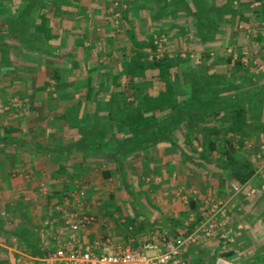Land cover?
<instances>
[{"label":"rangeland","instance_id":"374dc122","mask_svg":"<svg viewBox=\"0 0 264 264\" xmlns=\"http://www.w3.org/2000/svg\"><path fill=\"white\" fill-rule=\"evenodd\" d=\"M18 1L19 0H3L5 7L10 3L16 4ZM63 1L64 0H56V2H51L47 6L46 14L49 16L47 29L50 34H55V36H50L47 42L49 48H56L59 52L68 50L74 53L72 57H51L45 54H29V56H26L25 53L20 52L18 48L10 42H0V52L2 54L0 58V68L2 69L1 71L5 69L6 72V77H4L5 80H3V82L7 85L10 79L15 80L16 78L18 79L16 82L20 84V87L16 88V90H19L18 94L16 96L12 95L10 97V102H8V100L5 102V97L1 99L4 103H2L0 107L6 106V108L5 110L2 109V112L0 111V129L9 121L8 117H19L17 111L22 115L21 117L25 128H15L17 130L12 129V133L20 134L19 137L22 143V145H18L16 148V152L18 153L17 173L27 171L26 173L28 175L26 177L24 173H21L20 176L22 179L16 177V175L10 179L11 184L17 187L15 191H13L15 195L12 197V200H15V202H13L11 206L18 208H13L12 217L10 215V218L5 216L4 213L2 214L5 222L8 220L4 228L18 232L19 226L25 227V225H29L31 235L38 237L39 223L55 225L56 221H58V216L60 217L59 219H63L64 222V219H67L70 215L84 212L91 215L93 221L79 231L82 234H86L89 227H93L94 224H97L98 228L96 229L97 231L95 230L96 234L94 235L92 233L91 236H96L97 238H95V240L99 241V243H112L113 246L130 245L132 247H137L141 243L149 241L152 235L160 231L156 227L163 223L157 224V221L153 218L154 215H157L155 219H164L166 221H172L174 218H177L176 220L178 222L181 221L178 224L183 226L180 232L187 236L193 229L194 225H190H192L195 220H199L201 217L204 219L206 216H209V213L214 212L217 222L219 223L217 228H215L214 234L194 239V242L198 241L195 245L200 246L203 245L202 243L204 241L209 242L205 246L208 247L207 252L204 253L205 258L208 260H211L210 257L212 254L209 250L212 249H216L220 255L230 252L229 256L226 257L230 259L229 257H231L234 252L227 243L230 242L229 238L232 237L233 232L231 229L228 231H226V229H228L227 227L231 223L230 219L233 218L232 213L234 212L235 217L236 214L239 215L236 217L239 221H242V219L247 218L254 212H260L257 216H260L262 213L264 217V211H259L258 209L254 211V209L251 208L252 206H263L264 204V142L262 141L264 139V121L258 124L256 119H251L246 123L244 126L246 143L244 146H239L234 142L235 139L232 141L234 147L232 152L236 158V164H249L254 169L253 175H255L256 170V172L260 171V174L256 173V177L252 181H249V179L252 178L253 175L242 184L225 180L224 187L222 188L221 182L216 179V186L213 188L211 182L217 178L216 172H219L220 169L215 166L216 161L211 157L210 163L207 164L208 166H195L190 164L189 176L186 182L181 183L177 181V185L183 184L188 186L190 190L177 194L179 197L176 196L172 201H166V199H171L170 194L166 195L164 192L159 191L158 182H154V179H160L161 177V179L166 182V180H164L166 178L162 175H165L163 166L167 165L166 162L168 159L175 160L176 164L174 167L182 164L183 157L180 152L175 150L172 146L169 147L167 143L159 144L150 150L151 154L162 155L159 160H157V162H159L158 164H153V159H141L143 163L142 169L145 171L140 172L137 176L136 172H133L134 169H131L135 166L136 160L138 159L134 157L130 159V161L128 158L122 162L123 169L121 174L114 173L113 170L107 171L103 168L105 167L103 164L100 168L94 162H83L84 166L87 168L79 174H76V171L69 173L70 177L65 176L66 165L59 167L53 158L41 156L34 149L33 152L29 151L27 144L36 148L34 145L44 141H47L49 144H57L59 142L65 143L73 125L76 124L77 128H83L86 120L84 117H79L78 112L74 109L76 100L73 97L71 88L79 82V84L76 85L80 90L79 96H84L85 87L80 84L82 69L87 64H92L95 60L91 58L86 62L85 59H82L81 46H86L87 44L94 45L98 41H100L101 44L104 43V35L112 28L115 31V39L119 42L122 40L121 42L130 46L131 42L123 32L122 27L127 26L135 32V23H139L143 29L152 33L153 39H161L159 41L157 40L156 43L160 44L154 51L156 57L162 55V53H167L169 56L178 53L182 58L183 61H181V65L187 66L188 69L179 71L181 74H179L177 82L182 81V79H189L192 81L198 80L202 82L213 76L214 80L212 81H214V83H216V80H219L234 87L233 90H229L225 89L223 85L219 86L218 84L217 87L221 89V96L234 91L243 93L247 97L253 94L254 98H250L249 100V106H252L251 110L262 108L264 105V82L258 83L254 81V78L257 77L263 79L261 78L262 73L260 72H263L264 68H253L252 65H249V57L247 55L245 60L246 66H244L245 68L242 71L233 74L226 73L224 65L222 66V64L226 55L231 53V55L235 57L232 51L235 43L240 41L239 35H236L235 43H231V41L229 43L228 39L225 42L217 43L218 39L215 38L213 41L216 43L214 44L216 51H213L208 45L204 46L203 42H205V39L186 32L188 31L186 30L187 22L183 26L185 32L178 31V29L175 28L178 24L174 23L172 16H170V8H168L169 6L167 5H162L164 8V12H162L163 16L157 14L153 15L154 10L146 8L144 15L150 20H143L140 19V14L142 12H140L139 8L135 7L136 3L139 2L137 0H135L136 3L134 4L132 3L133 0H69L68 4H66V6L64 5L63 11L51 16L54 12L57 13L56 8H58L59 11L60 5L64 3ZM195 1V8L199 15H201V20L207 22L208 29L209 26L211 28L212 23L208 24V18H206L209 7L202 4L204 1ZM226 4L235 11L231 12L233 21L231 18L228 21L229 32L232 31L234 23L239 20L237 16H235L237 13L238 16H241L240 20L242 22L248 19L250 11H253V17L255 15L258 16V14L255 13L257 12L255 5L258 6V3L255 4L254 0H227ZM242 5H245V10H243L244 14L239 12L242 11ZM155 9H159V7L156 5ZM262 11L264 12V10ZM255 20H257V17ZM257 21L259 22V19ZM146 22H148L149 25H147ZM213 24L216 25L214 22ZM242 27L244 26L242 25ZM214 29L213 27L212 30ZM181 32H184V34H181ZM202 33L204 32L202 31ZM34 36L40 43L45 41L41 32ZM66 37H69V39L67 40ZM138 37L143 39V34ZM237 37L239 39H237ZM218 46L220 49H218ZM141 51L146 54L147 59L153 56L148 48H142ZM129 52L132 53L131 51ZM211 52H213V55L210 54ZM252 54L253 53H251V55ZM217 55H221V61L223 59V62H218L220 59L216 61L215 58ZM256 56L257 61L261 60L259 52ZM13 66L16 67V70L12 68ZM77 67H81L79 74L77 72L75 73ZM53 68L62 74L58 82L50 77ZM96 80L97 77L94 79V83H96ZM173 83L175 88H177V83ZM1 88V90L6 89L5 86H1ZM8 89H15V87H10ZM104 90H106L105 87ZM258 90H260V92L257 93L256 97L255 92ZM37 91L39 93H37ZM88 105L89 110L92 109V104L89 103ZM12 106H14V111L10 112L9 110ZM261 117L264 120L262 111ZM0 132L6 134L4 129ZM181 133L177 131L175 134V139L179 145H182L183 142V134ZM23 144H25V146L21 147ZM220 145L221 144L218 145V148H220ZM182 147L188 150L187 147ZM166 149H170V152ZM196 149L199 150V147L197 146ZM10 150H13V148H10L7 152ZM262 151L263 153H261ZM76 158L72 159V161L78 162L79 159ZM132 161L135 162L131 164ZM23 166H25L26 169L22 171L21 168ZM101 169L104 170L101 171ZM106 171L108 177L104 179L103 177ZM261 172L263 176H261ZM111 173L112 175H110ZM5 180L7 181V179ZM1 183L2 187L5 186L4 181ZM191 184L199 186L204 184L205 188H203V186L201 188L204 192H208V189H210L209 195L206 194L203 199L197 198V200L206 206H204L205 208H203V210L202 208L198 209V207H195L196 205L194 206L195 208L187 206L190 205L187 194L192 192V189H196L195 186H191ZM218 184H220V186ZM178 186L175 188H178ZM27 187L29 188L28 192L24 189H27ZM212 188L213 191L211 190ZM46 194L51 196L49 205H47L44 200ZM184 198L186 203L182 202ZM1 200H5L3 194L1 195ZM2 201H0L1 206ZM26 201L30 204V208L28 209L22 206ZM196 202L197 201H195V203ZM218 202L222 204V207L219 208V211H216L219 207ZM258 203H261V205H258ZM185 206H187L188 209L184 208ZM19 208H21V210H19ZM170 209L175 211V215L170 214L172 213ZM201 210L203 216L199 218ZM47 211H51V217H48L49 220H47V215L45 214ZM56 211H58V214ZM27 212L32 214L34 218L31 216L25 218L24 215ZM185 222L187 224H184ZM174 227L175 225H173V228ZM62 229L63 227L60 226L58 232L54 236L55 238L57 235H63L64 229ZM40 233H43V238L41 239L40 237L42 251L46 248L53 249L58 246V242L54 241V239H52V241L51 237L50 240L45 238L48 235L45 230H41ZM1 234L3 241H1L0 246H12L16 249L24 248L23 245H21L16 238L10 236V234L7 235L4 232H1ZM91 241L92 238L87 235L83 237V241L80 240L79 242L82 245H87L92 243ZM195 245H190L185 248L184 257H188L190 260L189 257L195 250ZM10 257L11 255L9 256L7 252L0 250V264H24L25 262L24 256ZM38 258L40 257L35 258V262L30 264H35ZM27 262L26 260V263ZM192 264L194 263L192 262Z\"/></svg>","mask_w":264,"mask_h":264},{"label":"trees","instance_id":"16d2710c","mask_svg":"<svg viewBox=\"0 0 264 264\" xmlns=\"http://www.w3.org/2000/svg\"><path fill=\"white\" fill-rule=\"evenodd\" d=\"M54 1L56 2L19 0L18 3H10L6 7L4 2H0L1 11L5 12L4 16L0 17V41L10 42L26 56L45 54L51 57H72L74 53L68 50L59 52L56 48L48 46V38L55 34H50L47 29L49 16L46 12L48 4ZM68 1L64 0L59 11L56 8L57 13L54 12L51 16L63 11ZM132 3L136 1L133 0ZM164 3L175 6L174 0L172 3L171 0H165ZM199 24L204 29L208 27L206 23L198 20L194 27L195 36L208 38L199 32ZM134 27L135 32L127 26L123 28L131 42L130 46L115 39L113 28L104 35V43L98 41L94 45L81 46L82 59L86 62L91 58L95 60L92 64L82 67L80 84L85 87L84 96H79L80 90L76 86L79 82L71 88L76 100L74 109L79 117L85 118L86 123L83 128H77L74 122L75 125L72 126L65 143H39L34 145L36 148L33 149L39 154L53 158L59 167L66 165L67 177H70L69 173L87 168L83 162H94L100 168L103 164L107 171L113 170L114 173L121 174L122 162L128 158L130 161L134 157L138 159L131 169L135 170L133 172H136L137 176L145 171L142 169L141 159H150V150L159 143H167L169 147L179 151L189 164L195 166H208L210 158L213 157L215 166L220 169L216 172V179L221 182L222 188L225 180L238 184L246 182L253 175L254 169L249 164H236L232 141L235 139L234 142L239 146H244L246 123L251 119H256L258 124L264 121L261 108L251 110L252 106H249L250 98H254L253 94L247 97L234 91L221 96L218 84L229 90L234 87L219 80L214 83L213 76L202 82L189 79L177 82L181 74L179 71L188 69L187 66L181 65L183 60L180 55L174 53L169 56L162 53L156 57L154 51L160 44L153 42L152 33L143 29L139 23H135ZM39 32L42 33L44 42H38L34 36ZM142 34L143 39H140L138 36ZM142 48H148L153 56L147 59L146 54L141 51ZM1 56L0 52V58ZM223 65L228 74L238 73L245 68L240 53L236 57H232L231 53L226 55ZM12 68L16 70V67ZM80 68L77 67L75 73L79 74ZM61 75L53 68L50 77L58 82ZM173 82L177 83V88ZM259 92L260 90L255 92L256 97ZM89 103L92 104L90 110ZM8 130L4 129V132L7 134ZM177 131L183 134L182 145L175 139ZM10 138L4 135L0 139L2 141ZM262 141L264 142V139ZM8 143V140L2 141L1 148L5 151L14 149L13 146H8ZM197 146L199 150L196 149ZM28 148H32L31 145ZM75 158L79 159L78 162L72 161ZM107 171L104 179L108 177ZM50 198V195L44 196L47 205ZM193 202L189 201L191 208L195 206ZM45 214L49 220L51 211ZM5 224L4 218L0 216V231L14 238L18 237V242L32 256H43L46 251L52 249L46 248L42 251L41 243L32 237L30 227L19 226L17 232L4 228ZM229 254L230 252L221 256L227 257Z\"/></svg>","mask_w":264,"mask_h":264},{"label":"crops","instance_id":"0c3cea01","mask_svg":"<svg viewBox=\"0 0 264 264\" xmlns=\"http://www.w3.org/2000/svg\"><path fill=\"white\" fill-rule=\"evenodd\" d=\"M137 1H139V2L135 5V7L139 8L140 12H142L140 14V19L150 20L149 18L147 19L146 16L144 15L146 8H149L150 10H154L153 15L157 14V15L163 16L162 12H164L163 11L164 8L162 5H166L164 3L165 0H162V1L137 0ZM172 1L173 0H171V3H172ZM179 1L180 0H174V2H175L174 7L167 4V6H169L168 8H170V11L172 12V13L170 12V16H172L174 23L178 24L177 26H175V28L178 29V31H184L185 32V28L183 26L187 22V24H186L187 29L186 30H188V31H186V32H188V34L190 33V34L194 35L195 34V28L194 27H196L195 26L196 22L199 20V22L204 23V24L206 23V25H207V22H203L201 20V15H199L197 9L195 8V3H196L195 0H181L182 2H179ZM201 1H204L202 4H205L206 6L209 7V8L207 7L208 13H206V16H207L206 18H208V24L212 23L211 28L209 26V29H208V27L206 26L208 31H207V29L200 27V24L197 26L198 30L200 29L199 32L201 34H204L205 37H208V38H205V42H203L204 46L208 45V47L211 48V50L213 49V51H216L215 45H214L216 43L213 41L215 38L218 39L217 43L225 42L227 39L229 40L228 41L229 43H230V41H231V43H235L234 41L236 39V35H239L240 41H237V43H235V45L233 46L232 52L235 54L234 56L236 57V55L238 53H240L242 55V63L244 66H246L245 60L247 58V55L249 57L248 58L249 59L248 64L252 65L251 62L253 61L254 58L255 59L257 58L256 54H258V52H259V56L261 57V60H258V63L260 64V67H262L261 69H263L264 68V25H263L264 24V12L262 10H264V0H254L255 4L258 3V6L255 5L256 6L255 8H257V12H255V13H257L258 16L255 15L253 17V11H250V14H248L249 15L248 19L244 20L242 22L240 20L241 16H238V13H237L235 16H237V19H239V20L236 21L237 25H236V23H234V25H233L234 28L232 27V31H230V32L228 29V26H229L228 21L230 20V18L233 21V18L231 16V12H235V11H233L231 9V7L228 6V4H226L227 0H201ZM0 2H3V0H0ZM156 5H157V7H159V9H155ZM244 6L245 5L241 6L242 11H239L240 13L244 12L243 11V10H245ZM1 9H2V7L0 6V17L4 16V14H5V12L2 13ZM240 15H242V14H240ZM164 17H165V15H164ZM256 17H257V20L259 19V22L257 20H255ZM244 18H245V15H244ZM213 22L216 25H214ZM146 24L149 25L148 22H146ZM242 25L244 27H242ZM213 27L215 28L214 30H212ZM123 28L124 27H122V29ZM202 31L204 33H202ZM245 31H246V33H245ZM184 32H181V34H184ZM240 34H241V36H240ZM237 39H239V38L237 37ZM210 42H212V43H210ZM209 44H211V45H209ZM0 47H1V44H0ZM218 49H220L219 46H218ZM220 52H221V50H220ZM251 53H253V54L251 55ZM210 54L213 55V52H211ZM250 55H251V57H250ZM232 57H233V55H232ZM221 58H222L221 55H217V57L215 59H216V61L218 59H220V61H218V62H223V59L221 61ZM222 66H223V64H222ZM0 67H1V65H0ZM1 70L2 69L0 68V105L2 103H4L3 101H1L2 97H5V99H6L5 102L7 100H8V102H10L11 101L10 97L12 95L16 96L18 94V91H19V90H16V88L20 87V84H18L16 82V80H18L16 78H15V80L10 79V82L6 85L3 82V80H5L4 77H6V75H5L6 72H5V69L3 71H1ZM260 73H262L261 78H263V79H260L259 77L254 78L255 80L253 79L254 81H256L258 83L264 82V75H263L264 69H263V72H260ZM258 78H259V80H258ZM1 86H5L6 89L1 90L2 89ZM21 86H22V84H21ZM10 87L11 88L15 87V89H8ZM37 93H39V92L37 91ZM5 108H6V106L0 107V111L2 112V109L5 110ZM13 108H14V106H12V108H10L9 111L10 112L14 111ZM261 111H262V114H264V105L261 108ZM4 112H7V111H4ZM17 113H18L19 117H17V118L15 116L14 117L13 116L8 117L9 121L6 124H4L0 129V131H3V129H5V130L9 129L8 130L9 132L7 134H2V132H0V138L4 135L11 137L10 139H5L2 141L8 140L9 141L8 146L14 147L13 150H10L8 152L3 150L1 148L2 141L0 139V201H2L1 200L2 194L4 195V199H5L1 203L2 206L0 205V216L2 217L3 216L2 214L4 213L5 216H8V218H10V215L12 217L13 208H16V209L18 208V207L11 206L13 204V202H15V200H12V197L15 195L13 193V191H15V189L17 187H15L14 185L11 184L10 179H12L13 176H15V175H16V177H19L20 179H22V177L20 176L21 173H24V176H26V177L28 176L26 173L27 171H23L24 169H26L25 166H23L22 168L20 167L23 172L17 173V170H18V165H17L18 164L17 163L18 157H17V155H18V153L16 152V150H17L16 148L18 145H22V143H21V140L19 137L20 134L12 133V129L17 130L15 128H21V127L23 128L24 127L23 119L21 117L22 115L18 111H17ZM0 125H1V121H0ZM41 143L47 144V141H44ZM24 146H25V144H23V146H21V147H24ZM29 146L30 145L27 144V147H29ZM31 147L32 148H28V150L33 152V146H31ZM166 150L169 151L170 149H166ZM29 154H31V153H29ZM32 155H33V153H32ZM39 155L45 156L43 154H39ZM159 155L158 154H151L150 155L151 156L150 160L153 159V164L156 165L159 163V162H157V160H159V158L162 156V155H160V156ZM168 155H169V153H168ZM172 155H174V154H172ZM45 157H47V156H45ZM177 158L181 159L180 157H177ZM166 163H167V165L163 166L165 175L164 174L162 175L163 177L166 178V179H164V180H166V182H164L161 179L162 177L160 179L159 178L154 179V182L155 183L158 182V186L160 188L159 191L164 192L166 195L170 194L171 199H166V201H172L175 199L176 196L179 197V195H177V194L190 190L188 186H185L183 184L182 185L178 184L179 186L177 185V181H180L181 183H185L186 180L188 179L190 164L187 163V161L184 157H183V161L181 162L182 164L176 165L175 167H174V165L176 164L175 160L173 161V160L168 159ZM256 171H255V175H253L252 178L249 179V181H252L256 177V173L260 172V171L259 172H256ZM80 172L81 171H76V174H79ZM261 176H263L262 172H261ZM5 179H7V181ZM210 180H212V179H210ZM2 181H4V183H5V186H3V187H2V183H1ZM215 182H216V178L211 182L213 188L216 186ZM176 186H178V188H175ZM191 186H195L196 189H192V192L188 193L187 197H188L189 201L190 200L194 201L193 203L196 205L195 207H198V209L202 208V210H203V208H205L206 206L203 205L199 200H197V198L203 199L205 197V195L210 192V189H208V192H204L203 189H201L202 186H203V188H205L204 184L202 186L191 184ZM213 188L211 189L212 191H213ZM24 189H25V191L27 190V192L29 191L28 187H27V189L26 188H24ZM111 190H112V188H111ZM185 198H184V200L182 199V202H184V203H186ZM195 201H197V202L195 203ZM198 204H200L202 206H200ZM258 205H261V203H258ZM22 206H24V208H27V209L30 208V204L27 203V201L25 203H23ZM187 206L189 207V205H187ZM187 206H185L184 208L188 209ZM251 208L254 209V211L255 210L257 211V209L259 211L260 210L264 211V204H263V206H252ZM19 210H21V208H19ZM170 210H172V213H170V214L175 215V211L173 209H170ZM202 210L200 212V217L203 216ZM22 212H23V210H22ZM56 212L58 214V211H56ZM259 213L260 212H254L252 215H249L247 218L242 219V221H239V219H236L238 214H236V217H235L234 212L232 213V216L235 219H233V218L230 219L231 223L227 227L228 229H226V231L231 229V231L233 232L232 237L229 238L230 242L227 243V245L231 246V249L234 252L231 255V257H229L230 258L229 260L233 259L234 261L233 260H231V261L238 263V264H264V217L262 216V213L260 214V216H257V215H259ZM24 216H25V218H28V216L29 217L31 216L33 218L32 214H30L29 212H27ZM156 216L157 215H154L153 218H154V220L157 221V224H159V223H163V224L156 227L160 231L159 232L157 231L154 235H162L163 234V235L173 237V236L179 234L181 229H183L182 228L183 226L178 224L181 221L177 222V220H176L177 218H174L172 221H168V220L166 221L164 219H162V220L155 219ZM57 218H58L57 219L58 221H56L55 225H52V224L47 225V223L45 225L43 223H39L38 224L39 235H38V237L37 236L36 237L32 236V237H35L36 241H38L40 243L41 242L40 237H41V239L43 238V233H40V231L45 230V232H47V234H48L47 237H45V238H48V240H50V237H51V240L54 239V241H56L54 236L58 232L60 226L63 227L64 231L66 230L65 223L63 222V219L60 220L59 216ZM202 218L203 217H201L200 219H202ZM189 219H191V218H189ZM198 221L199 220H195L192 223V225H190V226H193V225L195 226ZM5 223L6 224L4 227H6L8 220ZM180 224H183V223H180ZM184 224H187V223L185 222ZM173 225H175L174 228H173ZM25 227L29 228V225L28 226L25 225ZM97 228H98L97 224H94L93 227L91 226V227H89V229H87L88 231H86V234H82L81 232H79L78 233L79 241L80 240L83 241V237L88 235L89 237L92 238V241H91L92 243H89L87 245H92V244H94V242L99 243V241L95 240V238H97V237L94 236L96 234L95 232L97 231L96 230ZM38 231H37V233H38ZM92 233L94 234L93 236H91ZM182 235H184V234H182ZM222 240H224V239H222ZM1 241H3V237H2V234L0 231V245H1ZM221 241H218V242H221ZM197 242L198 241L194 242V240H191L186 244L185 248L189 247L190 245L194 246ZM208 243L209 242L204 241L202 243L203 245H200V246L195 245L196 246L195 250L190 254V257H189L190 260L188 259V257H185L190 262V264H192V262L194 264H212L213 263L214 257L218 255V252L216 251V249L215 250L214 249L209 250L210 253L212 254V256L210 257L211 260L206 259L204 253L207 252L208 247H205V246ZM100 244H103V243L101 242ZM109 245L111 247H113L112 243H110ZM2 246H0V250L7 252V254L9 256L11 255L10 258H12V256H17V257L24 256L23 257L25 259L24 264L34 263L35 258L41 257V255L32 256L31 254H29L28 251H26L25 248L16 249V248H13L12 246H8V247L4 246L5 248H7V249H5ZM185 248L183 249V251L181 253L183 256H184ZM26 260L28 261L27 263H26Z\"/></svg>","mask_w":264,"mask_h":264},{"label":"built area","instance_id":"2783aa9c","mask_svg":"<svg viewBox=\"0 0 264 264\" xmlns=\"http://www.w3.org/2000/svg\"><path fill=\"white\" fill-rule=\"evenodd\" d=\"M160 38L153 39L157 43ZM253 67H260L257 59L251 62ZM216 211L222 207L220 202ZM93 221V217L84 212L70 215L64 219L66 230L63 235L56 236L58 246L46 251L35 264H190L181 254L186 244L196 238L214 234L218 226L214 212L209 213L197 223L190 233L185 236L182 232L173 236L152 235L150 240L137 247L130 245L100 244L81 245L79 231ZM212 264H238L228 258L217 255Z\"/></svg>","mask_w":264,"mask_h":264}]
</instances>
